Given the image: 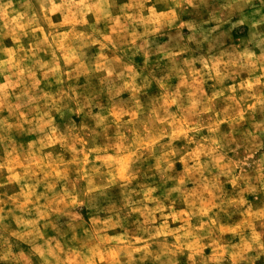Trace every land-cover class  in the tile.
<instances>
[{
  "label": "clouds",
  "instance_id": "9594fccd",
  "mask_svg": "<svg viewBox=\"0 0 264 264\" xmlns=\"http://www.w3.org/2000/svg\"><path fill=\"white\" fill-rule=\"evenodd\" d=\"M0 78V264H264V0H0Z\"/></svg>",
  "mask_w": 264,
  "mask_h": 264
},
{
  "label": "rangeland",
  "instance_id": "374dc122",
  "mask_svg": "<svg viewBox=\"0 0 264 264\" xmlns=\"http://www.w3.org/2000/svg\"><path fill=\"white\" fill-rule=\"evenodd\" d=\"M138 63H142V60H138ZM14 83H15V81H5L4 78H0V84H3L5 89L9 88ZM4 115H7V112H5ZM257 119L258 120L259 119H264V115L258 114L257 115ZM177 167L180 168L179 165ZM2 181H3V177H0V182H2ZM190 187H191V185H190ZM227 188L230 189L231 185H227ZM12 189H15L16 191H18V188H16L15 186H10L9 194H12V191H11ZM161 195H162V193H161ZM172 199L178 201V198L175 196V194L173 195ZM249 199H251V197H249ZM183 207H184L183 205H180L179 203H177V211H181L183 209ZM221 215L223 216V213ZM222 223H223V221H222ZM172 226L173 227H177L178 225L177 224H173ZM73 264H75V262H73Z\"/></svg>",
  "mask_w": 264,
  "mask_h": 264
}]
</instances>
